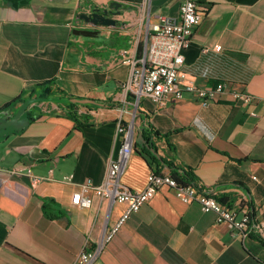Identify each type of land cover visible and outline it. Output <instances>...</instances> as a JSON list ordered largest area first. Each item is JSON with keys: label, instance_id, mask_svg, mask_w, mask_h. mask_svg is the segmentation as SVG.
Listing matches in <instances>:
<instances>
[{"label": "crops", "instance_id": "1", "mask_svg": "<svg viewBox=\"0 0 264 264\" xmlns=\"http://www.w3.org/2000/svg\"><path fill=\"white\" fill-rule=\"evenodd\" d=\"M113 2L121 3L115 25L81 18ZM200 2L204 16L185 51L187 80L225 89L209 101L187 94L161 104L148 95L136 101L127 89L131 66L119 53H138L161 15L179 14L180 0H0V115L12 117L48 86L90 101L76 102L81 125L62 102L38 103L37 112L35 103L28 126L0 141V264H74L121 218L127 204L94 191L90 207L72 203L83 184L106 179L124 140L119 119L137 137L123 183L143 189L153 170L170 172L169 161L215 195L236 203L245 194L253 222L244 234L164 185L95 264H264L257 227L264 221V0ZM76 28L100 33L77 35ZM236 91L254 100L245 104ZM143 131L159 165L142 153ZM34 175L43 179L34 183Z\"/></svg>", "mask_w": 264, "mask_h": 264}, {"label": "built area", "instance_id": "2", "mask_svg": "<svg viewBox=\"0 0 264 264\" xmlns=\"http://www.w3.org/2000/svg\"><path fill=\"white\" fill-rule=\"evenodd\" d=\"M202 11L200 0H180L179 16H160L161 22L152 34L150 42H147L141 59L132 60L128 58L130 57L128 50L120 51L124 57L123 61L132 66L127 89L134 95L136 101L148 95L157 102L165 104L169 99L182 98L187 94L209 101L218 98L223 92L225 83H219L215 87L200 86L187 80V72L184 69L185 51L191 44L195 29L203 18ZM217 48L220 46L218 45ZM234 96L245 104H250L254 100V96L245 91H236ZM253 114L256 113L253 112ZM118 132L125 135L124 141L118 156L110 161L106 179L100 184L93 182L83 184L81 190L73 193L72 203L90 207L94 200L91 193L94 191L95 194L111 202L126 203L127 207L121 218L104 233L97 245L92 249L85 247L74 264H95L99 252L114 238L123 223L133 213L139 211L164 185L173 187L177 195L185 202L199 201L204 211H213L217 214L218 222H227L233 229L247 233L253 218L247 208L240 206L246 199L245 194L232 207L221 202L215 194L202 185H182L170 173L158 171L149 173L147 185L143 189L134 190L123 183L122 174L133 152V128L120 119ZM73 176V174L67 175L65 179L71 181ZM42 179L41 176H33L34 183ZM257 227L264 236V221Z\"/></svg>", "mask_w": 264, "mask_h": 264}, {"label": "water", "instance_id": "3", "mask_svg": "<svg viewBox=\"0 0 264 264\" xmlns=\"http://www.w3.org/2000/svg\"><path fill=\"white\" fill-rule=\"evenodd\" d=\"M121 3L113 2L109 7L103 10H95L92 13L83 12L81 18L94 23L95 25H115L117 19L114 17L116 14L120 13L119 7ZM74 33L83 36H95L100 33L98 29H88V28H76ZM41 101H54V102H90L88 99L66 97V96H35L31 97L22 102L16 113L12 117H3L0 115V141L6 138L10 133L20 132L28 126V124L35 118V116H30L29 107L32 104ZM143 142L146 141L142 134L138 136ZM140 140V141H141ZM137 146V145H136ZM148 147L152 151H156L151 145ZM158 155V153L156 152Z\"/></svg>", "mask_w": 264, "mask_h": 264}, {"label": "trees", "instance_id": "4", "mask_svg": "<svg viewBox=\"0 0 264 264\" xmlns=\"http://www.w3.org/2000/svg\"><path fill=\"white\" fill-rule=\"evenodd\" d=\"M142 49H143V46L140 47L139 52H141ZM36 93H37V96H63L62 94H58L53 89L52 86H48L46 88H42V90H38V92H36ZM22 100H24L22 97H18L16 99V101H22ZM9 104H11V103H8L6 106H9ZM63 105H65L67 108H69L70 114L81 125L82 121L80 119V114L78 112L79 104L75 103V102H66V103H63ZM84 119H87V116H84ZM156 134H158V133H156ZM142 135L147 141L151 140V137L147 134V131H143ZM151 144L153 145V142H151ZM141 150H142L143 155L145 156V158L148 160V162L151 165L154 164V163L157 164V165L160 164L159 158L151 151L150 148H148L147 146L143 145ZM167 164L170 166L171 174L177 179V181L180 184H182V185L191 184V185L199 186V183H198V180L196 178V175H195V173L192 170L185 169V168H179L176 165H174L172 162H169V161H167ZM217 198L223 203H230V205L234 201V198L230 194L219 195V196L217 195Z\"/></svg>", "mask_w": 264, "mask_h": 264}, {"label": "rangeland", "instance_id": "5", "mask_svg": "<svg viewBox=\"0 0 264 264\" xmlns=\"http://www.w3.org/2000/svg\"><path fill=\"white\" fill-rule=\"evenodd\" d=\"M98 9H100V8H98ZM98 9H95V10H98ZM94 10V11H95ZM101 10V9H100ZM93 11H91V12H89V11H87V13H92ZM203 12V11H202ZM179 13H180V9H179ZM177 16H179V14L177 15ZM203 16H204V13H203ZM88 29H90V28H88ZM154 33V32H153ZM152 33V34H153ZM152 34H151V36H152ZM88 38V37H87ZM151 38V37H150ZM147 42H150V39L148 38V41ZM147 42H146V44H147ZM146 44H145V46L143 47V49H142V51L141 52H139L138 51V53H135V54H130L129 52H128V55H130V57H128V58H130V59H132V60H137V59H141L143 56V53H144V51H145V47H146ZM122 50H124V49H122ZM125 50H127V49H125ZM121 51V50H120ZM119 57H120V61L122 62V63H126V64H129L130 66H131V64L130 63H127V62H124L123 61V56L121 55V53H119ZM132 57H134V58H132ZM136 58V59H135ZM131 69H132V66H131ZM131 73V72H130ZM248 93V92H247ZM250 94V93H249ZM252 95V94H251ZM254 96V95H253ZM255 97V96H254ZM183 98V97H182ZM140 100V99H139ZM138 100V101H139ZM42 102H50V101H41V102H37L34 106H33V110L35 111V112H37L36 110H35V107H36V105L38 104V103H42ZM52 102V101H51ZM33 105V104H32ZM31 105V106H32ZM44 105H50V104H48V103H45ZM30 106V107H31ZM28 108L29 109V113H30V111L32 110V108ZM120 120V119H119ZM132 128H133V137H134V142H133V149H134V144L136 145L137 143H136V132H135V129H134V126H132ZM117 134H122V133H119L118 132V127H117ZM124 135V134H123ZM124 137H125V135H124ZM124 141V140H123ZM123 143V142H122ZM143 143V142H142ZM145 143V145L146 146H148V145H151L152 146V144H151V142H148L147 140L144 142ZM122 145V144H121ZM155 150H156V148L154 147V146H152ZM153 171H157V170H153ZM158 172H160V171H158ZM164 173V172H163ZM170 173V172H169ZM171 174V173H170ZM172 175V174H171ZM173 176V175H172ZM174 177V176H173ZM147 185V184H146ZM199 185H201V184H199ZM145 188V187H144ZM216 197H217V195H216ZM114 203V202H113ZM226 204H228L229 206H235L236 204H237V202L236 203H232L231 205H230V203H226ZM241 207H245L244 206V201H242V203H241V205H240ZM88 245H89V243H88ZM97 245V244H96ZM95 245V246H96ZM94 246V247H95ZM88 249H92V248H94V247H92V248H90V247H88V246H86ZM102 251V250H101ZM100 251V252H101ZM100 252H99V254H100ZM82 253V252H81ZM98 254V255H99ZM75 263V262H74Z\"/></svg>", "mask_w": 264, "mask_h": 264}]
</instances>
